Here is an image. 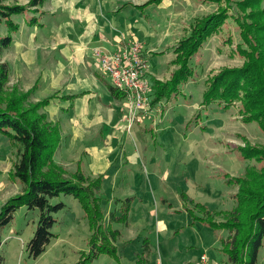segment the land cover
<instances>
[{"label": "rangeland", "instance_id": "374dc122", "mask_svg": "<svg viewBox=\"0 0 264 264\" xmlns=\"http://www.w3.org/2000/svg\"><path fill=\"white\" fill-rule=\"evenodd\" d=\"M19 1L21 0H4L3 2L7 5H13L21 4ZM27 1L29 0L23 2ZM55 1L47 0L42 11H51L49 7ZM129 1L135 0H95V3L97 6H102L103 14L108 21H110L108 18L112 19L111 30H118L120 36L124 38L131 36L129 41L132 39L138 41L145 51L152 56L150 60L154 71L163 75H169L168 71L175 65L168 63L167 57H163L164 54H172L171 51L176 47L174 44L187 36L190 32L189 26L196 18L211 14L217 9L216 4L198 0H164L161 5L158 3L149 5L142 12L130 5L125 9L124 5L128 4ZM30 16L28 13L13 17V20L24 26L22 34H17L18 36L35 35V29L26 26V21ZM41 20L48 28L37 29L39 37L49 35L52 23L56 22L52 13L43 15ZM7 32L6 26L2 25L0 34L5 35ZM239 32L234 19L230 18L220 33L202 48V51L193 58L192 64L197 73L196 77L190 80L187 86H182L185 90L184 96L175 98L170 107L165 102L166 100H161L157 104L159 107L155 106L156 110L152 116H158L159 120L155 126L151 125L152 128L149 132L142 131L141 134H138L135 132L137 129L135 127L131 133H128L125 128L120 130L124 136L121 137L120 146L115 156L112 157L113 169L109 171V174H113L114 171L117 172L118 181H114V176L110 175L102 188L101 205L104 209L105 222L102 224L100 232L102 236L104 235L103 232L106 233V221L107 223L110 221V214L113 213L119 218L122 215L119 212L120 203L117 205L114 200L119 197L125 200L131 199L133 216L130 217V225L120 223L116 227L121 233L118 239V241L120 240L118 256L114 257L106 253L92 258L91 261H84L89 259L92 251L91 241L95 230L90 228V222L80 202L63 194L50 201L52 205L63 203L65 207L61 211L53 213L56 223L51 232L54 238L48 245L47 251L38 258L33 259L29 256L27 247L34 237L40 211L21 207L14 214L11 223L0 229V259L3 260L2 264H136V253H141V243L147 239L152 247L150 255L146 256L147 261L149 264H160L156 259L158 257V240L164 238L166 233L157 232L156 222L160 219L165 220L167 227L173 222V213L169 212L172 210L171 208L177 212L180 204H183L180 201L183 193L193 197L194 202L208 203L209 208L214 210L232 211L236 205L233 195L237 194L239 187L235 183L234 185L228 184V179L244 177L245 169L248 166L256 165L254 159L244 160L241 158L239 147H245L247 143L262 147L264 145V131L260 129L257 123H244L238 113V108L232 107L229 111L215 106L203 111H199L198 108L203 101L204 90L207 88V77L211 74H217L223 68L241 67L243 65V59L239 57L236 50L237 46L241 44ZM169 42L171 48L169 47L165 51L164 44ZM11 49L6 57L11 68L8 84L10 90L15 86L19 87L18 82H13L17 64L12 60L14 47ZM54 56L57 54H53ZM44 59L41 55L37 59L40 72L45 64ZM51 62H53L52 58H50L49 64ZM36 65L35 68L38 71L39 68ZM171 76L162 77V80H167ZM40 77H42V81H35L29 85V88L38 85L31 98L32 102H39L52 96L53 91L50 84L44 85L45 77L42 76V72ZM19 89L22 90L20 87ZM30 89L22 91L27 92ZM53 105L54 107L49 110H47L49 106L46 108V113L49 120L51 118L57 120L51 121L61 126L62 134V127L70 122V115L65 116L59 112L60 110L63 112V106L68 108V103L59 101ZM163 108H165L164 114ZM55 116L58 117L55 118ZM193 118L194 120H192ZM125 125L126 123L123 122L122 126ZM98 140L100 141V138ZM69 141L70 137L65 138L62 134V147L67 145ZM123 145L129 147V150H125ZM16 151L9 139L0 135V165L2 166L9 160L14 163ZM133 152L135 153L132 157L133 162L130 163L127 161V155H131ZM75 155L76 152L73 153L74 157ZM55 159L57 162L60 160L57 154ZM7 178L9 175L0 177V183L1 180L7 181L6 190L12 189L13 192L20 193L22 191L21 184L16 187L12 180ZM148 212L153 218L146 219ZM143 213L145 217L141 216ZM184 225H179V227L182 226L179 229L183 233L185 231ZM221 233L225 238L228 236L225 230L218 231V234ZM98 245L101 244L98 243ZM222 246V244L216 245V249L212 250V246L199 249L200 246L196 245L197 250L194 251L205 253L211 264H230ZM104 247L107 248V240H105ZM181 253L188 255L185 250ZM258 264H264V248L258 256Z\"/></svg>", "mask_w": 264, "mask_h": 264}, {"label": "trees", "instance_id": "16d2710c", "mask_svg": "<svg viewBox=\"0 0 264 264\" xmlns=\"http://www.w3.org/2000/svg\"><path fill=\"white\" fill-rule=\"evenodd\" d=\"M3 1L0 0V28L5 25L8 32L5 35L0 34V135L7 137L17 150L9 179L19 182L22 191L0 207V229L11 223L14 214L21 207L39 210V222L27 247L29 256L38 258L47 251L54 238L51 232L56 223L53 213L65 207L63 203L52 205L50 201L64 194L80 202L90 222V228L95 230L91 241L92 251L89 259L84 261H91L92 258L106 253L118 256L119 250L115 244L121 234L114 229V225L129 224L132 200H115L117 205H121L119 212L122 215L119 218L113 213L110 214V221H106V233L103 232L102 236L100 232L105 222L101 205L104 177L87 176L82 171L80 161L75 172L70 173L54 160L62 142L61 126L48 119L46 108L58 99L59 93L42 101L32 102L37 84L27 92L17 86L8 89L11 68L2 61V57L13 45L14 34L21 28L13 17L29 13L31 16L26 21L27 25L42 27L43 24L36 15L42 16L44 12L41 13L40 9L46 0H29L25 5H7ZM163 1L149 0L138 9L143 12L145 7L162 4ZM198 1L216 4L217 9L211 14L196 18L190 24L187 36L178 41L174 60L177 69L169 81H153V106L161 100L171 101L181 94L182 86L187 85L197 75L192 64L193 58L233 18L241 39L236 50L244 63L241 67L223 68L208 77L202 107L215 106L225 111L232 107L238 108L244 123H257L264 131V0ZM109 89L116 99L122 100L125 97L123 92L110 86ZM77 97L64 96L70 102ZM239 151L241 158L254 159L256 165L248 166L244 177L228 179V184L235 183L239 187L234 196L236 205L232 211H210L195 203L185 193L181 195V199L193 207L190 210L191 216L197 218L203 226L229 233L222 242L229 263L258 264V256L264 248V145L258 147L247 143L245 147H239ZM221 217L223 219L218 222ZM105 240L107 248L104 247ZM143 248L144 252L138 256L137 264H148L146 256L150 255L152 248L148 239L143 241ZM2 262L0 259V264Z\"/></svg>", "mask_w": 264, "mask_h": 264}, {"label": "crops", "instance_id": "0c3cea01", "mask_svg": "<svg viewBox=\"0 0 264 264\" xmlns=\"http://www.w3.org/2000/svg\"><path fill=\"white\" fill-rule=\"evenodd\" d=\"M23 1L24 0H21L19 3L24 5L28 2ZM147 1L149 0L129 1L128 4L124 5V8L127 9L129 7L128 5H130L137 10L138 7L143 6V4ZM46 2L47 0L40 9L41 13L44 12L42 16L47 13H52L54 19H56V22L52 23L50 34L39 37L37 29L43 30V28L47 26L43 23V20H41L42 16L40 17L39 14L36 15L39 17L40 23L43 24V26H29L26 24L27 28L29 27L30 29H35V35L20 37L18 35L20 33L22 34V31L24 30V26L20 25V30L14 34L13 45L9 48V51L4 53L2 61L6 63L8 62L6 59L8 55L7 53H10L12 50L11 48L14 47L13 55H11L13 62L17 64V71L13 82H18L19 87L22 90H29L31 88H29L30 84L35 81H42V77H40L42 72V76L44 75L45 77L44 85L50 84V88L53 91L51 95L59 93L58 99L54 100L51 105H49L47 110L54 107L53 104L55 102L61 101V103H68V108H65L64 106L62 107L63 112L65 113L61 110L59 113L65 116L70 115V122L67 123L66 126L62 127L63 136L65 138L70 137V141L63 147L61 143L60 150L57 153L60 160L57 162L55 159L56 163L60 166L62 165L64 168H67L69 170H67L68 172L73 173L77 169L78 162L80 161V163H82V171L87 176H103L105 183L108 176L111 175L114 176L113 180L117 182V172L114 171L113 174H109V171L113 169L114 164L111 162L112 157L115 156L120 146V139L124 136L122 132H120L122 129L120 122L122 121L121 116L123 110L121 99H116L113 96L111 90L109 89V86L111 87L109 80L106 76H103L100 73L99 61L96 59V52L101 49L108 52H115L116 50L121 49L123 45L129 41L131 36L124 38L120 36V32H118V30L112 31V19L108 18L110 21L107 20L103 14L104 12L102 10V6H97L95 0H56L49 7L51 11H42V9L46 6ZM118 11L120 10L118 9ZM169 44L170 42L164 44L166 48L165 51L171 46ZM174 45L177 47V44ZM176 47H174L171 51V55L164 54L163 56L167 57V62L172 65L174 64L176 57ZM55 53L57 56L53 57V54ZM145 54L150 61L149 74L152 84L154 80L159 81L161 79L163 82L169 81L172 77L171 75L177 69V66L174 65L171 70L168 71L169 75H163L160 74V72L157 73L151 65L150 58L152 56H150L146 51ZM40 55L45 58V64L42 67L43 70L41 72L37 60ZM50 58L53 60L51 64H49ZM35 65L38 66V71L35 68ZM174 67L175 69L173 70ZM168 76L171 77L167 80H162V77ZM24 85H26V88H24ZM184 92L185 90L183 89L181 94L176 98L183 97ZM73 95L78 96L73 100V102L64 98V96ZM174 100L175 98L171 101L165 102L170 107L172 105V101ZM72 105L73 107L71 108ZM157 106L159 107V105ZM164 109L165 108L162 109V112ZM198 109L199 111H203L207 108H203L201 103ZM58 116H55V118ZM151 117L146 120L144 127L143 125L134 126L137 128L135 132L138 134H141L142 131L149 132L150 128H152L151 125L153 124L155 126V123L159 120L156 115ZM51 120L57 121L52 118ZM98 138H100V141ZM122 147H124L125 150H129V147H126L125 145ZM75 152L76 155L74 157L73 153ZM124 153H126V151H124ZM140 153L142 154V151H140ZM134 154L135 153L133 152L131 155H127V161L132 163V157ZM124 159H126V156H124ZM9 162L10 160L2 166L0 165V177L9 175L10 172H12L14 164ZM12 182L16 187L20 184L19 182L17 183L13 180ZM6 188L7 181L1 180L0 207L8 199L19 194L17 192H13L12 189L6 190ZM187 196L193 199V197H190L188 194ZM234 196L235 194L233 195V200ZM117 199L119 200L122 198L119 197ZM180 201L183 204H180V208L177 209V212H174L173 208H171L172 210L169 212L173 213V222H171L168 227L166 226L165 220L160 219L156 222L157 232L162 234L163 232L166 233L164 238H160L158 240L159 245L157 246L158 257L156 259L162 264H166V261L167 264H195L199 261L200 256L205 254L199 253V251L195 252L194 250H197L196 245L200 246L199 249H206L207 247L212 246L211 249L215 250L216 245L222 244V242L229 236L228 232V236L225 238L222 233L218 234V231L221 230H214L208 226L204 227L202 223L197 220V218L191 216L190 210L193 207H191L188 203H184L181 198ZM195 203L201 204L213 212L221 213L231 211H217L209 208L210 206L208 203ZM170 206L172 207L173 205ZM132 216L133 214L131 215V218ZM141 216H144V213ZM149 218L153 217L148 212V217H146V219ZM222 219V217L218 218V222H221ZM180 224H185L183 227L185 229L184 233L179 229L182 228V226L179 227ZM129 225L130 224H128V226ZM116 227L117 224L114 229L119 231ZM119 242L120 240L115 244L117 248ZM142 243L141 253L144 252ZM184 250L188 255L181 253ZM141 253L137 252L136 258H138Z\"/></svg>", "mask_w": 264, "mask_h": 264}, {"label": "built area", "instance_id": "2783aa9c", "mask_svg": "<svg viewBox=\"0 0 264 264\" xmlns=\"http://www.w3.org/2000/svg\"><path fill=\"white\" fill-rule=\"evenodd\" d=\"M96 59L99 61L100 73L107 77L111 87L125 94L121 103L123 112L120 124L131 133L134 126L144 125L156 110L152 103L154 89L149 74L150 61L145 49L132 39L115 52L98 50ZM123 122L125 126H122ZM195 264L211 263L208 256L203 254Z\"/></svg>", "mask_w": 264, "mask_h": 264}, {"label": "bare ground", "instance_id": "6f19581e", "mask_svg": "<svg viewBox=\"0 0 264 264\" xmlns=\"http://www.w3.org/2000/svg\"><path fill=\"white\" fill-rule=\"evenodd\" d=\"M158 107V106H157Z\"/></svg>", "mask_w": 264, "mask_h": 264}]
</instances>
